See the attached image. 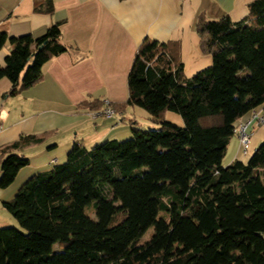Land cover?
<instances>
[{"label":"trees","instance_id":"trees-1","mask_svg":"<svg viewBox=\"0 0 264 264\" xmlns=\"http://www.w3.org/2000/svg\"><path fill=\"white\" fill-rule=\"evenodd\" d=\"M248 10L239 21L197 16L212 64L191 77L176 43L142 40L127 99L109 104L141 107L158 128L129 118V138L74 142L64 162L31 176L1 203L18 226L0 227V264H264V140L246 162L221 163L234 122L264 102V0ZM61 34L60 23L38 38L0 31V49L14 45L0 65L12 82L4 95L42 79L41 66L67 51ZM25 139L38 140L0 147V188L28 163L14 152Z\"/></svg>","mask_w":264,"mask_h":264},{"label":"crops","instance_id":"crops-1","mask_svg":"<svg viewBox=\"0 0 264 264\" xmlns=\"http://www.w3.org/2000/svg\"><path fill=\"white\" fill-rule=\"evenodd\" d=\"M251 1L0 0L1 32L38 38L53 23H60L61 42L67 46V51L41 66L42 79L32 86L4 95L12 82L0 78V147L22 136L38 138L25 139L14 150L28 163L18 170L10 185L0 188V208L2 201L13 198L31 176L64 162L74 142L89 148L132 135L125 117L137 115L133 106L111 116L92 117V113L105 108L106 101L120 103L127 99L129 70L142 40L176 43L183 73L191 77L212 64V56L201 50L195 30L197 16L217 19L228 15L232 21H239L248 15ZM13 46L8 43L0 49L1 66ZM21 78L22 74L19 81ZM253 110L264 112V102ZM252 111L237 119L234 127L248 119ZM165 119L183 125L176 112L167 111ZM262 140L264 126L253 128L248 151L243 153L233 133L222 165L235 159L246 162ZM15 224L16 220L0 209V227Z\"/></svg>","mask_w":264,"mask_h":264},{"label":"built area","instance_id":"built-area-1","mask_svg":"<svg viewBox=\"0 0 264 264\" xmlns=\"http://www.w3.org/2000/svg\"><path fill=\"white\" fill-rule=\"evenodd\" d=\"M102 114L105 116H111L115 114V110L111 107L106 101V106L100 111L93 112L92 117H96L97 115ZM258 126H264V112L260 110H253L250 113V116L245 121L239 122L234 127V133H236L240 146L242 147V152L246 153L248 151V142L250 139V135L252 129Z\"/></svg>","mask_w":264,"mask_h":264},{"label":"rangeland","instance_id":"rangeland-1","mask_svg":"<svg viewBox=\"0 0 264 264\" xmlns=\"http://www.w3.org/2000/svg\"><path fill=\"white\" fill-rule=\"evenodd\" d=\"M134 109H136V114L133 119L134 120H137V127L139 129H149V128H158V124H156L155 122H152V120H150V115L148 112H146V110L142 109V108H139V107H136V106H133ZM142 113H145V114H142ZM125 116H128V115H125ZM126 120L129 119V117H125ZM128 118V119H127ZM130 125V124H129ZM3 213L5 214H8L9 216H11L8 211L2 206L1 204V208H0ZM86 214L89 215L91 218L95 219L96 218V211L94 210V208L92 207H89L86 209ZM12 217V216H11ZM16 226H18V223L16 222L15 224ZM154 231V227H150L147 232L145 233V235L143 236V238H148L149 234L152 233Z\"/></svg>","mask_w":264,"mask_h":264}]
</instances>
